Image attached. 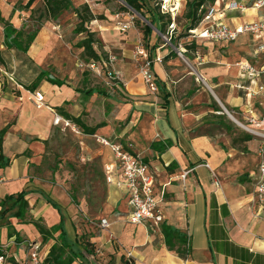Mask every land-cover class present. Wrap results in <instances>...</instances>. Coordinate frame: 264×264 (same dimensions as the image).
Masks as SVG:
<instances>
[{
	"label": "crops",
	"instance_id": "crops-1",
	"mask_svg": "<svg viewBox=\"0 0 264 264\" xmlns=\"http://www.w3.org/2000/svg\"><path fill=\"white\" fill-rule=\"evenodd\" d=\"M18 1L0 0V13L20 29L27 9L16 5ZM228 1L231 0L212 3L221 9ZM237 1L248 8L227 10L218 18L233 26L264 17V8L252 6L255 0ZM48 20L27 52L9 48L0 25V64L13 73L16 82L4 76L0 79V148L9 159L6 166H0V200L27 192L28 202L24 219L8 218V215L6 218L19 233L20 240L16 235L9 237L8 222L0 223V248H5L14 261L22 262L23 245L31 241L28 233L31 230L41 249L46 247L42 257L47 256L53 243L40 241L41 234L31 219L43 218L47 228L59 223L60 213L48 199L59 205L68 237L75 239L77 207L61 176L56 175L57 164L51 167L47 162V146L54 127L69 121L80 129L77 135L96 138L104 152L108 196L103 218L110 219V226L101 229L104 232L101 236H95L102 247L97 249V255L103 256V262L96 261L94 256L93 264H124L126 260L130 264H264V205L255 192L260 140L239 127L225 112V108L239 112L245 123H249L248 116L258 118L264 114V90L255 92L262 77L253 78L246 68L261 61L256 47L264 41V36L242 34L235 42H197L189 36V43H179V47L186 49L184 59L173 45L169 49L167 43L151 39L148 53L153 59L157 84L154 92L130 60L129 42H121L120 51L114 53L117 60L113 66L121 74V86H116L122 94L115 97L109 90L95 86L93 75L79 68L80 60L72 53L70 43L62 47L59 41L38 42L42 30L44 35H57L48 25L56 24ZM107 47L103 45L104 49ZM12 52L18 55L17 60L11 57ZM157 55L162 58L160 61L155 60ZM13 63H18L17 74ZM22 68L33 69V75L24 79L26 71L21 73ZM41 70L64 79L66 84L59 86L42 80L34 91L29 90ZM97 88L103 93H86ZM37 90L45 96L41 108L33 100ZM72 118H79L81 123H75ZM121 121H125L122 128ZM249 125L262 128L259 123ZM83 126L93 133H85ZM104 135H115L111 140L116 142L132 141L135 150L149 163L155 176L158 205L164 215L159 227L130 222L128 195L118 185L123 177L111 149L97 139ZM154 142L167 147L159 152L152 148ZM105 164H111V170H106ZM187 170L189 173L183 178ZM110 187L116 189L114 194ZM63 201L68 211L62 209ZM53 209L59 217H54ZM162 225L181 231L184 256L167 247Z\"/></svg>",
	"mask_w": 264,
	"mask_h": 264
},
{
	"label": "rangeland",
	"instance_id": "rangeland-1",
	"mask_svg": "<svg viewBox=\"0 0 264 264\" xmlns=\"http://www.w3.org/2000/svg\"><path fill=\"white\" fill-rule=\"evenodd\" d=\"M188 1L191 0H144V2L147 3V7L144 8L146 13L151 15V13L159 11L163 15L162 23L164 24L163 32L158 31L156 27L152 26L154 31L150 39H147L144 38L143 24L150 25L149 21L131 8H129V11L123 10L121 7L125 5V3L122 0H72L73 4L79 7L82 13L86 14L87 10H89L94 15V19L86 23V27L95 32V38L99 41L96 45V49L106 62V65L104 64L101 68L100 75L89 69L84 70V72L93 75L91 77L94 85L99 88H104L106 91L109 90L115 97L122 94L121 90L116 86L117 84L121 86V82L119 81V83H117L116 79H109L107 75V70L115 69L113 64L116 62L117 56L114 53L120 51L119 43L121 42H129L130 48L127 49L132 53L130 60L135 65L137 73L138 65L139 62L142 61V57L135 56V52L138 49H144L149 56L148 49L149 47L151 48L149 42L153 38H156L160 43H167L169 49H171L173 45L174 50L178 53L179 43H183L184 45L189 43L188 26L190 25V20L185 16ZM26 3L27 0H19L16 5L23 7ZM44 13L43 0H35L31 7L27 9V13L24 16L23 22L20 23L19 28H23L26 33L35 29L39 31L41 26L48 20L43 17ZM48 21L56 24L55 27L50 23L48 25L52 29L54 28L57 35H49L48 33L44 35L43 32H45V30H42L38 42L59 41L62 47L70 43L72 53L77 55L80 61L89 62L85 57H82V48L76 46V44L87 35L85 32L80 34L75 32V28L80 22L79 16L72 10H66L59 15L58 18L49 19ZM124 23L130 26L127 31H123L121 28ZM0 25H2V23H0ZM132 36L134 37L132 38ZM103 45L108 47L104 49ZM107 51L113 54H107ZM12 54L11 57L17 60L18 55H15L13 52ZM110 55L116 57L114 63H109L107 61ZM12 66H14L17 74L18 71H20V69L18 70V63H13ZM24 71H26L23 76L24 79L29 76L31 77L34 72L33 69L26 70L22 68L21 73ZM116 111L118 112V110ZM116 111H114L113 115L116 114ZM120 125V128L125 126V121H121ZM113 126L119 127L114 124ZM104 130V132H106V129ZM104 136L106 137V135ZM114 136L115 135L107 136V138L114 140ZM47 150V162L51 164V167L57 164L56 175L61 176L62 184L68 194L73 195L78 203H73L77 207L76 228L74 227L76 231L75 243L83 248V244L90 240L93 241V248L101 250L102 247L98 240L95 239V236H101V234L104 233L99 226V222L100 218L106 217L105 208L108 196V185L103 173L102 157L104 156V152L102 151V146L98 144L96 138L91 135H77L70 126H66L64 122H61L59 126L54 127ZM109 151V148H107V152ZM110 191L114 194L116 189L110 187ZM55 200L59 202L57 198ZM62 204V209L68 211L69 208L67 209L65 206L67 204L64 201ZM53 211L54 217H59L54 209ZM90 219H94L93 222H91ZM1 220H3V218H1ZM31 220L45 225L43 218H32ZM7 222L8 220L4 219L0 223L6 224ZM47 225L48 224L45 226ZM28 233H30L31 241L33 240L32 242H34V231L30 230ZM57 236L58 232H53V236L48 244L54 243ZM40 241H42V237ZM25 248L26 244L23 245L24 250ZM44 250H46V247L40 249V256H44ZM84 252V254H79V258L73 264H93V257L90 256L87 251ZM95 253L97 257L95 260L103 262V256H98L99 252ZM88 256L91 257V262L88 260Z\"/></svg>",
	"mask_w": 264,
	"mask_h": 264
},
{
	"label": "built area",
	"instance_id": "built-area-1",
	"mask_svg": "<svg viewBox=\"0 0 264 264\" xmlns=\"http://www.w3.org/2000/svg\"><path fill=\"white\" fill-rule=\"evenodd\" d=\"M256 8H264V0H255L252 4ZM248 8L247 4L239 2L237 0H231L226 2L220 9L219 6L210 3L207 7V11L201 23H206L202 27L198 26L194 29H189V36L192 41L201 42H235L242 34L251 33L253 35L264 36V17L256 21L247 22L239 25L230 26L223 22L218 16H222L224 11L227 10H239L244 11ZM118 16V15H117ZM122 30L127 31L130 26L127 23L122 24ZM191 41V42H192ZM186 49L179 47L178 55L184 59V53ZM256 55L260 56V60L256 65H247L248 73L253 77H262L261 83L257 86L255 92H261L264 90V41L259 42L256 47ZM135 56H141L142 61L138 65V73L142 77L143 81L148 86L149 90L156 91L157 84L156 78L152 71L153 59L150 58L144 49H138L135 52ZM198 57L201 58L200 54ZM138 59V58H137ZM162 58L157 55L155 60L160 61ZM116 57L110 55L108 58L109 63H114ZM101 63V66H100ZM106 65V62L102 60H90L89 62L79 61L78 66L81 70H92L98 75L101 74V68ZM109 79H116L119 83L121 74L116 69L107 70ZM6 77L15 82L13 73L7 71L0 64V79ZM253 83L256 79L251 80ZM16 83V82H15ZM34 103L37 108H41L45 105V96L42 91H35L33 94ZM225 112L233 119V121L246 132L256 136L260 140V144L257 150L259 157L256 173V196L258 201L264 205V114L258 118L249 117L248 122L252 124H261V129H256L245 123L239 117V112L229 111L225 108ZM66 124L71 126L72 130L80 133V129L75 125H71L69 121ZM98 141L111 149L115 162L118 166L120 174L123 179L118 182L119 186H123L125 192L128 195V202L131 208L129 214V220L131 223H149L151 227H159L164 221V215L162 209L158 205V198L155 194V176L151 171L149 163L145 160L142 153L135 150V145L132 141L116 142L112 141L105 136H97ZM208 165V164H206ZM111 164H105L106 170H111ZM189 173V170L182 174L184 178ZM219 185V181H216ZM101 228H108L110 222L107 218H102L99 222ZM189 243V237L188 241ZM41 244L34 241H29L25 248L24 260L14 261L8 254H0V264H47L44 261V257L40 256ZM129 257L131 253H128Z\"/></svg>",
	"mask_w": 264,
	"mask_h": 264
},
{
	"label": "trees",
	"instance_id": "trees-1",
	"mask_svg": "<svg viewBox=\"0 0 264 264\" xmlns=\"http://www.w3.org/2000/svg\"><path fill=\"white\" fill-rule=\"evenodd\" d=\"M35 0H28L23 8H30ZM125 5H122L123 10L129 11V8L133 9L136 13L141 15L149 24H143V33L144 38L149 39L151 33L153 32L152 26L160 32L164 31V24L162 23L163 15L157 11L148 15L145 11L147 3L144 0H122ZM214 0H191L187 2V11L185 16L190 20L189 29H194L198 27L207 11V7ZM45 13L43 17L46 19H56L66 10L74 11L80 18V22L75 28L77 34L86 33L87 35L82 38L76 46L82 48L81 55L85 57L88 61L90 60H102L103 58L96 49L98 40L95 38V32L91 31L86 27V23L91 22L94 19V15L87 10V13H82L79 7H76L72 0H43ZM150 11V10H148ZM0 23L3 25L4 29V38L7 46L9 48H16L23 52H27L30 45L34 41L38 29L25 32L23 28L17 29L6 19L1 16L0 13ZM42 80H47L52 84L63 85L66 84V81L63 79H58L53 76L48 71L41 70L37 76V80L33 85L29 86L28 89L34 91L36 87L40 84ZM94 92L103 93L101 89H88L87 94ZM76 123H81L79 118H72ZM82 126V125H81ZM85 133H93L92 129L85 128L83 126ZM249 137V136H248ZM250 138V137H249ZM2 139L0 138V146ZM166 144L160 142H154L152 148L162 152L166 149ZM1 149V148H0ZM9 162V159L4 156L2 149L0 152V166H6ZM27 192H21L17 195H7L4 199L0 200V219H6L8 217H17L19 219H24L26 210L28 208V202L25 199ZM73 203L78 204L76 198L73 195H70ZM51 206L57 209L60 213V221L51 228H47L45 225H41L38 222H34V225L38 229L42 237V242L47 243L53 236V232H58L57 240L51 245L49 253L44 258L45 263L47 264H73L78 258L79 254H84V251H87L90 256L94 257L96 255L97 249L93 248V241H86L83 244V248L80 245H77L74 240L70 239L65 228V220L63 212H61L58 204L52 200L47 201ZM8 227L9 237L16 235L17 239L20 240L19 233L14 229L13 225L9 222L6 225ZM162 231L164 234V239L167 247L170 250L176 251L180 256H184L186 249L183 247L184 238L179 229H176L170 225H162ZM91 244V245H90ZM91 246V247H90ZM7 254L5 248H0V254ZM92 260V259H91ZM94 263V261H92ZM124 264H130L129 261H124Z\"/></svg>",
	"mask_w": 264,
	"mask_h": 264
}]
</instances>
